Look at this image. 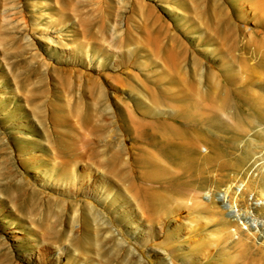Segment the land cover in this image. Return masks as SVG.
<instances>
[{
    "label": "rangeland",
    "instance_id": "374dc122",
    "mask_svg": "<svg viewBox=\"0 0 264 264\" xmlns=\"http://www.w3.org/2000/svg\"><path fill=\"white\" fill-rule=\"evenodd\" d=\"M260 177L264 0H0V264H259Z\"/></svg>",
    "mask_w": 264,
    "mask_h": 264
},
{
    "label": "bare ground",
    "instance_id": "6f19581e",
    "mask_svg": "<svg viewBox=\"0 0 264 264\" xmlns=\"http://www.w3.org/2000/svg\"><path fill=\"white\" fill-rule=\"evenodd\" d=\"M262 171L263 167L255 170L257 175L260 174L261 176ZM72 179L73 181L75 180L74 175H72ZM238 187L239 186H237L236 188ZM257 188L258 191L256 190V192L259 198H256L255 203H252V201L249 200L246 191H250L252 189L255 190ZM241 189L242 190L239 194L235 191L237 195L235 196L234 200H232V198H229V196L225 194H219L217 196V201L219 202L222 210H224L225 212L224 217L228 218L227 224L223 226L232 229V231L229 233V236L236 238V242L246 243L243 240H250V235L252 237L253 232H256L254 236V238L256 237L254 239V243L256 244L255 240L257 239V241L259 242L257 250L259 252H262V256L264 257V205L257 206V202H260V198L264 200V177H260L258 180L254 178H246V180L242 181ZM225 193L227 194V191ZM236 222H238L241 226L245 225L244 228L246 232L238 229V225ZM37 254L39 255V257H42L44 259V257H47L49 255V252L47 251V248L42 247L38 250ZM258 262L259 264H264V261L262 259H258Z\"/></svg>",
    "mask_w": 264,
    "mask_h": 264
}]
</instances>
